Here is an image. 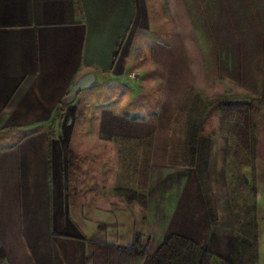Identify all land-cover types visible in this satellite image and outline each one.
<instances>
[{
	"label": "crops",
	"instance_id": "crops-1",
	"mask_svg": "<svg viewBox=\"0 0 264 264\" xmlns=\"http://www.w3.org/2000/svg\"><path fill=\"white\" fill-rule=\"evenodd\" d=\"M134 71L141 77L132 90L158 79L161 97L135 115L122 99L102 108L105 142L152 137L145 208L137 202L136 210L116 212L102 204L107 197L71 188L66 149L72 154L73 138H51L49 126L81 78L116 84ZM220 78L262 97L264 110V0H0V264H89L91 240L129 245L137 229L150 230L151 242L161 236L160 245L169 232L192 231L212 251L236 256L242 235L228 189L229 137L211 139L209 171L220 166L227 192L215 199L218 225L197 170L155 159L169 155L173 119L189 90ZM70 197L77 226L63 230L60 208ZM225 201L227 225L220 222ZM174 217L181 228L167 225Z\"/></svg>",
	"mask_w": 264,
	"mask_h": 264
},
{
	"label": "rangeland",
	"instance_id": "rangeland-1",
	"mask_svg": "<svg viewBox=\"0 0 264 264\" xmlns=\"http://www.w3.org/2000/svg\"><path fill=\"white\" fill-rule=\"evenodd\" d=\"M139 77H141V73H139ZM132 80V78H125L119 80L120 83L117 82L115 84L112 83L111 79L99 78L96 79L93 84L82 89L79 93H75L72 89L71 93L64 101L65 104L59 108L49 126V130L54 137L60 133L65 136L71 134V137L73 138L71 145V148L73 149L72 154L69 152L70 149H66L67 160L70 164H68L70 169L67 168V181L71 182V188H76L75 190L77 192L80 190L87 193L91 192L92 197H97L98 195H102V199L107 197V201H101L102 204L113 208V211L116 212L120 211L123 207L136 210L137 202H129L126 197H120L116 192V188L129 187L133 189H142L144 186L148 185L150 182V174L148 176V173H150L149 171L151 168V156L149 161V143L131 140H125L122 142H105L102 140L100 136L102 108L105 107L106 104L113 101V99H122L124 100L123 110L135 115L139 111L140 113L142 112V109L139 110V107L146 106L148 103L150 106L154 107L158 102H160L159 100L161 97L159 92L160 83L158 79L155 82L153 79L145 81L143 88L141 87L138 90L135 88L132 90V87H135L132 86ZM197 94L201 95L204 102L202 109L205 110V114L202 118L201 138L206 141V143H209V165L211 139L217 134L225 135L224 132H226L228 128L225 126L222 127L221 118L225 117V115L227 117H231V111H225L223 108L221 109V106L227 102L234 106H240L247 100L253 99V96L255 95L249 93L247 90L238 85H233L225 79L220 78L211 82L207 88H191L181 104L187 99V97L189 100H193ZM256 97H259V101L255 102L253 112L255 121L258 125L260 143L254 158L255 161H252L249 157V153L244 149L245 147L243 145L239 146L236 137L232 138L234 140H232V146L234 147L231 152L229 151L227 161L228 178L230 181L228 189L233 195V201H231V203L234 208L236 225H242L243 230L249 233L251 231L252 217H254V219L256 218L258 221L260 243V256L258 264H264V110L260 106L261 97ZM110 104H112V102ZM181 104L179 105L172 125V129L176 131L173 143L175 145L178 144V148L176 146L179 154L178 156L186 153V148L183 144L185 135L182 134L184 131H182L181 128L183 121H185V116L183 112L181 113V110L179 112ZM178 113H180V115ZM177 119H179V121H177ZM204 149L206 152V147L202 145V150ZM155 159L157 161L168 160V162H171L170 160L172 158L169 157V155L166 158L162 156V152H159V155H157ZM205 160L206 158L202 155V161L205 162ZM213 161H215V158H213ZM217 166L214 167V169H211V173L209 168L208 171L211 189L210 193L213 198L214 208L218 214L215 199L220 202L227 199V192L224 181L225 174L219 172L221 171L220 166ZM157 175H161L158 180L162 181V185L168 183L166 177L163 176L161 172H158ZM203 176L205 177V173H203ZM173 179H175V176H173L172 180ZM199 181L204 193V201L207 205L206 194L201 180ZM213 187L215 188V195L213 193ZM214 196H216V198H214ZM173 198H176V195H174ZM67 199L68 200L65 201L62 208H60L61 212H63L60 213V223L63 230H70V228L71 230H74L77 225L73 222L71 211H74L75 209L77 210V207L74 204L75 201L73 198L70 197ZM254 199H256V201H253ZM253 202H255L256 208H253ZM138 204H140L142 208H145V204L143 202H138ZM223 206L225 208V212L223 219L220 222L221 224L227 225L230 221L232 222L231 215L228 213V201H225ZM142 208H140L141 211L143 210ZM80 216L78 217L80 218ZM138 216L143 222V216L139 213ZM78 219L76 220L77 224H81V221H78ZM174 219H176V217L172 219L171 223L167 222V225L171 224L172 227L174 225H179L177 228H181L183 225L182 221H175ZM106 223L110 224L109 221ZM140 224L144 225L143 223ZM218 224L219 214L216 225ZM109 226L111 229L112 226ZM76 232L79 233L78 230ZM88 233H90V231ZM171 233L173 232H169V234ZM188 233L193 238H196L195 240L199 239V237H197L195 233H192V231H189ZM144 234V240L148 243V250L154 253L160 246L162 237L157 236L151 242L152 235L150 230ZM240 234L242 236L244 235L241 232ZM242 236L237 238L239 240V249L237 250L240 251L241 248H243V243L246 242L247 244H251V240L249 238L245 235L244 237ZM153 247L156 249L154 250ZM217 254L232 261L236 258V256L231 253H226L231 255Z\"/></svg>",
	"mask_w": 264,
	"mask_h": 264
},
{
	"label": "trees",
	"instance_id": "trees-1",
	"mask_svg": "<svg viewBox=\"0 0 264 264\" xmlns=\"http://www.w3.org/2000/svg\"><path fill=\"white\" fill-rule=\"evenodd\" d=\"M123 40L118 45L114 55L115 57L123 43ZM253 99L247 100L240 106H234L228 102L222 105L221 109L223 108L225 111H231V117H227L226 115L225 117H222L221 124L222 127L225 126L228 128L224 134L229 137L231 142L229 151L231 152L234 147L232 146V138L236 137L239 146L243 145L245 147L244 149L247 150L249 157L254 162L260 142L258 136V125L255 121L253 111L255 108L254 104L259 101V97L253 96ZM188 100L189 99L187 97L179 109V112L181 110V113L183 112L185 116V121H183L181 128L182 131H184L182 134L185 135L183 144L186 148V153L178 156V144L175 145L173 143L176 131L172 129L169 152V157L172 159L170 160V163L175 165H185L197 170L199 179L201 180L206 194V201L211 221L216 225L218 222V214L214 208L215 206L213 205V198L210 193L211 189L209 183V143H206V141L201 138L202 118L205 114V110L202 109L204 102L199 94H197L193 100ZM64 104V102L61 103V106ZM178 114L180 115V113ZM232 116L237 118H233ZM177 121H179V119H177ZM49 132L50 137H54L51 131ZM148 143V160L150 161V152H152V137ZM202 145L206 147V152L205 149L202 150ZM202 155L206 158L205 162L202 161ZM203 173H205V177L203 176ZM147 187L148 185L144 186L142 189L117 187L116 192L120 197H126L129 202L136 201L146 204ZM253 201H256V199ZM252 204L253 208H256L255 202ZM237 227L242 234L251 240V244H247L246 242L243 243V248H241V251L237 253L234 261L225 259L209 249L207 246L199 243L194 238L177 232L169 234L165 241L153 253L148 250V243L144 240L145 234L138 229L135 230L133 240L129 245L113 243L107 240H91L87 253V261L89 264H258L260 256V243L257 219L252 217L251 231L249 233L243 230L242 225L238 224Z\"/></svg>",
	"mask_w": 264,
	"mask_h": 264
},
{
	"label": "water",
	"instance_id": "water-1",
	"mask_svg": "<svg viewBox=\"0 0 264 264\" xmlns=\"http://www.w3.org/2000/svg\"><path fill=\"white\" fill-rule=\"evenodd\" d=\"M95 79V76L93 74L87 75L83 78H81L76 85L73 88V91L75 93H79L82 89L88 87L92 81Z\"/></svg>",
	"mask_w": 264,
	"mask_h": 264
},
{
	"label": "built area",
	"instance_id": "built-area-1",
	"mask_svg": "<svg viewBox=\"0 0 264 264\" xmlns=\"http://www.w3.org/2000/svg\"><path fill=\"white\" fill-rule=\"evenodd\" d=\"M137 77H139V73L138 72L134 71V72L130 73V78L135 79Z\"/></svg>",
	"mask_w": 264,
	"mask_h": 264
}]
</instances>
